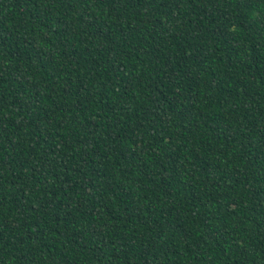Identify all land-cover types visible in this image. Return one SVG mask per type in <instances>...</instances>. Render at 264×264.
<instances>
[{"label":"trees","instance_id":"obj_1","mask_svg":"<svg viewBox=\"0 0 264 264\" xmlns=\"http://www.w3.org/2000/svg\"><path fill=\"white\" fill-rule=\"evenodd\" d=\"M0 264H264V0H0Z\"/></svg>","mask_w":264,"mask_h":264}]
</instances>
